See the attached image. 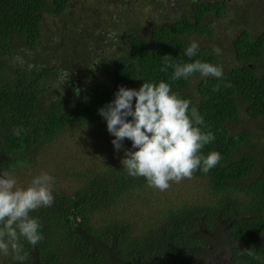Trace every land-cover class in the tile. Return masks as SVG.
I'll return each instance as SVG.
<instances>
[{
  "label": "trees",
  "instance_id": "obj_1",
  "mask_svg": "<svg viewBox=\"0 0 264 264\" xmlns=\"http://www.w3.org/2000/svg\"><path fill=\"white\" fill-rule=\"evenodd\" d=\"M230 4L182 0L170 14L159 6L143 22L132 18L134 30L121 20L115 28L118 17L111 16L115 42L97 46L92 65L80 70L83 45L71 44L84 39L64 30L88 20V0H0V170L16 165L21 188L42 172L55 178L53 205L32 213L43 241L35 247L22 241L27 261L0 254V264H264V17L252 27L235 19L240 26L223 44L228 56L198 38L213 33L209 15L222 18L235 8L236 15L248 13ZM58 25L61 49L72 59L50 53ZM92 40L87 33L88 44ZM192 41L199 52L188 58ZM166 54L178 62L220 65L224 78L197 74L173 82L172 69L160 71ZM95 66L105 79L88 75ZM145 81L170 83L192 101L204 131L216 137L203 153L219 152V165L163 191L126 173L121 160L132 142L125 139L117 151L98 110L120 86L138 90ZM17 127L27 132L16 136ZM248 249L261 260L249 257Z\"/></svg>",
  "mask_w": 264,
  "mask_h": 264
},
{
  "label": "clouds",
  "instance_id": "obj_2",
  "mask_svg": "<svg viewBox=\"0 0 264 264\" xmlns=\"http://www.w3.org/2000/svg\"><path fill=\"white\" fill-rule=\"evenodd\" d=\"M219 55L221 49L213 47ZM199 43L192 41L185 49L188 58L197 56ZM83 61V59H82ZM101 68L94 69V78H106ZM172 69L170 79L189 80L197 74L200 78L223 79L220 65L195 59L193 62H178L170 55L163 56L161 72ZM231 83L224 84L225 88ZM220 85L213 91H219ZM73 94L75 93V89ZM106 120L107 131L114 137L112 144L119 151L123 142H132L131 149H124L121 160L123 169L133 178L143 177L149 187L167 190L170 182L191 179L196 171L207 174L223 160L217 151L203 153L206 145L216 137L207 127L204 117L190 99H182L165 81L144 82L137 89L120 86L115 98L99 110ZM131 117V119H128ZM27 129L17 127L13 134L20 136ZM21 168L25 161H17ZM16 165L0 170V254L11 255L19 262L27 261L29 252L22 241L35 247L43 241L42 224L32 213L40 208L51 207L55 197V178L47 172L35 176L27 188L17 187ZM249 257L261 260L253 249L243 250Z\"/></svg>",
  "mask_w": 264,
  "mask_h": 264
},
{
  "label": "rangeland",
  "instance_id": "obj_3",
  "mask_svg": "<svg viewBox=\"0 0 264 264\" xmlns=\"http://www.w3.org/2000/svg\"><path fill=\"white\" fill-rule=\"evenodd\" d=\"M79 1L84 2L87 0ZM261 1L262 0H230L231 4H235L236 7L241 5L246 7L248 13L244 14L243 16L239 15V13H237L236 15L235 8L231 15L225 12V14L223 15L225 17L222 18L214 14L209 15L208 24L211 25L213 33L212 35L205 34L198 38H200L201 42L207 46L211 45L212 47H214L220 44V46L218 47L222 51L219 55L221 57H223L224 55L228 56V47L223 46V44L228 38L227 36L236 33L238 27L240 26L239 24H237V21L240 22V20L235 19L242 18L243 24L245 26L252 27L256 23V21L258 22L261 18L264 17V6L258 5ZM88 4L90 8L83 10L84 14L89 17L88 20L77 22L72 26L66 27L64 30L65 34L69 35L71 33L70 36L77 35L81 36L84 39V41L82 42L75 41L71 44V49L76 47V45L80 43H82L83 45L82 47L84 48V63L82 67L79 68L80 70L88 68L92 65V59H96L94 50L97 49V46L98 48L109 47V45L115 42V38L110 34L112 27L110 26V20H108L109 17H118L114 24L115 28L120 26L121 20L124 23L128 21L125 25L123 24L124 27H130L131 30H134L132 23L130 24L132 18H135L137 20V23L143 22L145 19V15L149 16L159 6L165 9L168 14H170V9H172V11L174 12L175 7L173 6L172 8H168L169 6H172L170 5V0H92V3L90 0H88ZM231 4L229 6L230 9L232 7ZM178 5L179 3L176 4V6ZM77 11L78 14L81 13L79 8H77ZM81 17L83 18L82 14ZM127 24L130 25L126 26ZM60 26L61 25H58L56 35L53 36L52 49L50 50V53L56 54L57 52V55L61 56L64 54L63 56H65L66 58L72 59V53L67 54L66 51L61 49L64 40L62 32L59 30ZM137 32L143 33L145 32V30H138ZM87 33L94 37L96 41L94 42L92 40L90 44H88L89 42L86 41ZM194 36H196V34ZM107 41H109V43H107ZM102 149H100L101 157L107 158L105 155L102 154ZM111 158L112 156H109V159ZM224 256L228 257L227 250L225 251Z\"/></svg>",
  "mask_w": 264,
  "mask_h": 264
},
{
  "label": "flooded vegetation",
  "instance_id": "obj_4",
  "mask_svg": "<svg viewBox=\"0 0 264 264\" xmlns=\"http://www.w3.org/2000/svg\"><path fill=\"white\" fill-rule=\"evenodd\" d=\"M163 1H168V0H163ZM181 2H182V0H170V5L176 6V4L181 3ZM95 68H96V66L93 67V68L88 69V75L94 76L93 73H94V69Z\"/></svg>",
  "mask_w": 264,
  "mask_h": 264
}]
</instances>
